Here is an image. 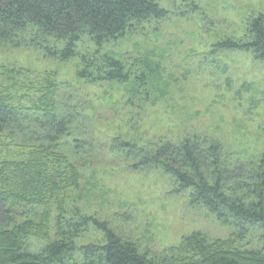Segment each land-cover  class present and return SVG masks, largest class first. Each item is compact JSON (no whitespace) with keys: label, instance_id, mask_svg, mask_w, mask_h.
<instances>
[{"label":"rangeland","instance_id":"obj_1","mask_svg":"<svg viewBox=\"0 0 264 264\" xmlns=\"http://www.w3.org/2000/svg\"><path fill=\"white\" fill-rule=\"evenodd\" d=\"M160 1L170 11L165 20L103 45L99 54L85 37L78 55L64 61L51 54L61 52L64 42L41 39L33 30L0 46V97L30 106L52 91L67 105L62 111L76 118L77 134L62 144L81 176L80 188L67 192L68 207L108 221L157 262L189 257H181V246L194 233L213 244L241 228L220 221L204 206L191 205L190 191L163 170L134 167L138 160L122 154L120 143L214 139L229 154L245 159L264 155V62L251 53L218 47L223 40L244 38L249 21L264 16V0ZM105 54L123 60L137 75L147 68L148 80L91 83L78 76L86 67L83 56H94L97 74ZM9 154L0 148V160ZM15 210L19 223H39L43 212L25 205ZM58 214L54 206L51 239ZM245 230L237 249L264 250V229L248 225ZM46 241L32 239L31 251L39 252ZM103 242L102 233L90 227L77 246Z\"/></svg>","mask_w":264,"mask_h":264},{"label":"trees","instance_id":"obj_2","mask_svg":"<svg viewBox=\"0 0 264 264\" xmlns=\"http://www.w3.org/2000/svg\"><path fill=\"white\" fill-rule=\"evenodd\" d=\"M169 14L160 0H0V46L33 30L41 39L64 42L61 52L51 54L69 61L78 55L85 37L94 41L99 54L103 45L144 24L162 22ZM247 27L244 38L223 40L218 47L251 53L264 62V16L252 18ZM95 61L92 55L83 56L86 67L78 76L91 83L133 85L150 76L147 68L141 67L137 75L123 60L106 54L96 74ZM21 103L0 97V148L10 151L9 158L0 160V264H264V250L237 249L246 237V226L264 229V155L245 159L229 154L214 139L121 142V153L138 160L134 167L163 170L182 190L190 191L191 205L204 206L220 221L241 228L236 236L213 244L202 233H194L181 246V257H189L157 262L119 236L108 221L68 207L67 192L80 188L81 176L64 156V138L77 134L76 118L62 111L67 105L52 91L30 106ZM74 144L81 147L78 140ZM53 203L59 214L51 239ZM23 205L43 209L39 223L17 221L15 209ZM90 227L102 233L104 242L77 246ZM32 239L48 241L34 253Z\"/></svg>","mask_w":264,"mask_h":264}]
</instances>
